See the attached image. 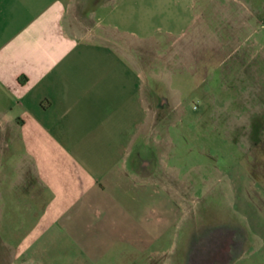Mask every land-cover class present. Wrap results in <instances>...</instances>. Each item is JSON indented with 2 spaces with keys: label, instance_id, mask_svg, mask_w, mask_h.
I'll return each mask as SVG.
<instances>
[{
  "label": "crops",
  "instance_id": "1",
  "mask_svg": "<svg viewBox=\"0 0 264 264\" xmlns=\"http://www.w3.org/2000/svg\"><path fill=\"white\" fill-rule=\"evenodd\" d=\"M259 1L0 0V157L28 164L26 196L0 198V264H176L166 248L181 193L151 168L165 138L154 127L169 120L156 105L181 90L156 101L153 82L222 52L238 72L264 62ZM233 234L231 254L246 245Z\"/></svg>",
  "mask_w": 264,
  "mask_h": 264
},
{
  "label": "rangeland",
  "instance_id": "2",
  "mask_svg": "<svg viewBox=\"0 0 264 264\" xmlns=\"http://www.w3.org/2000/svg\"><path fill=\"white\" fill-rule=\"evenodd\" d=\"M233 57L222 52L201 70L193 61L172 62L170 77L153 82L156 101L168 84L181 90L170 95V108L156 105L155 116L165 113L169 120L154 127L165 138L156 144L161 165L151 168L155 179L168 178L181 193L170 227L176 243L166 248L176 264H185L183 252L212 231L234 233L246 242L227 264H264V62L254 58L238 72ZM26 161L12 152L0 157V198L4 192L26 196L18 185Z\"/></svg>",
  "mask_w": 264,
  "mask_h": 264
},
{
  "label": "flooded vegetation",
  "instance_id": "3",
  "mask_svg": "<svg viewBox=\"0 0 264 264\" xmlns=\"http://www.w3.org/2000/svg\"><path fill=\"white\" fill-rule=\"evenodd\" d=\"M233 245L232 234L219 236L212 243L202 248V252L199 255L200 260L196 264H227Z\"/></svg>",
  "mask_w": 264,
  "mask_h": 264
}]
</instances>
